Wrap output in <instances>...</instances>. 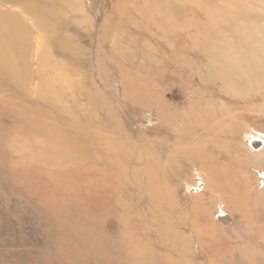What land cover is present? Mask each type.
Here are the masks:
<instances>
[{
	"label": "rangeland",
	"instance_id": "1",
	"mask_svg": "<svg viewBox=\"0 0 264 264\" xmlns=\"http://www.w3.org/2000/svg\"><path fill=\"white\" fill-rule=\"evenodd\" d=\"M0 264H264V0H0Z\"/></svg>",
	"mask_w": 264,
	"mask_h": 264
}]
</instances>
